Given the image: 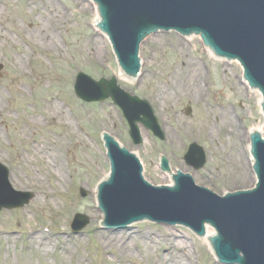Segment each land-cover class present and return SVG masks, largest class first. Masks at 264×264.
<instances>
[{"label": "rangeland", "instance_id": "rangeland-1", "mask_svg": "<svg viewBox=\"0 0 264 264\" xmlns=\"http://www.w3.org/2000/svg\"><path fill=\"white\" fill-rule=\"evenodd\" d=\"M94 8L92 0H0V163L8 168L14 190L32 194L23 207L0 210V264H154L167 254L164 242L172 236L186 241L191 264H223L207 239L183 225L143 220L119 229L105 226L97 200V184L109 172L102 133L109 132L134 152L144 178L154 183L166 184L169 174L186 170L218 194L246 189L256 178L245 133L264 124L260 94L244 81L238 62L208 53L198 35L175 31L149 34L140 45L139 73L131 81L124 79L107 37L95 27ZM19 27L26 31L20 33ZM48 31L58 40L56 50L36 46L47 41ZM188 61L197 63L192 69L203 79L201 92L188 86ZM79 71L95 80L114 76L122 89L147 100L164 139L139 124L142 142L134 145L110 99L86 103L75 95ZM47 100L60 105L63 113L50 118ZM226 112L229 117H224ZM229 118L234 120L231 128ZM191 142L207 155L198 171L182 158ZM242 149L247 175L237 160ZM161 155L169 160L171 172L160 169ZM59 167L64 168L63 181L55 173ZM35 173L44 177L43 187L50 192L46 198L31 180ZM75 213L89 221L77 234L70 226ZM129 228L139 237L147 232L160 240L150 253L143 251V240L134 241V256L121 255L115 247L104 250L97 240ZM40 232L50 249L46 254L32 248L29 239Z\"/></svg>", "mask_w": 264, "mask_h": 264}, {"label": "water", "instance_id": "water-1", "mask_svg": "<svg viewBox=\"0 0 264 264\" xmlns=\"http://www.w3.org/2000/svg\"><path fill=\"white\" fill-rule=\"evenodd\" d=\"M94 1L101 16L99 26L109 36L118 62L126 73L135 74L139 69L137 53L145 33L153 29H175L182 33L200 31L217 54L239 59L249 83L259 87L264 96V0ZM74 89L86 101L111 97L127 117L135 144L141 141L136 121L163 138L148 103L121 90L115 78L94 81L80 72ZM133 109L141 111L143 117L136 116ZM105 140L112 171L110 180L100 187L99 200L107 224L122 226L148 218L169 224L181 223L202 236L204 223H210L218 235L215 236L214 229L206 225L205 236L212 240L221 262L264 264V140L259 134L251 137L257 176L255 186L224 196L216 195L195 181L205 187L196 185L191 175L182 173L186 170L173 176L174 188L155 187L147 181L170 187L173 184L154 183L146 178L145 181L136 156L128 148L129 151L120 148L110 137ZM184 160L199 169L205 163V154L201 147L192 143ZM161 167L169 170L164 157ZM0 186H8L7 170L1 166ZM17 194L21 198L10 203L0 200V209L20 207L32 197L30 193ZM81 195L85 196V192ZM87 223L88 218L77 214L72 228L78 232Z\"/></svg>", "mask_w": 264, "mask_h": 264}, {"label": "bare ground", "instance_id": "bare-ground-1", "mask_svg": "<svg viewBox=\"0 0 264 264\" xmlns=\"http://www.w3.org/2000/svg\"><path fill=\"white\" fill-rule=\"evenodd\" d=\"M94 15H95V23H96V27H99V23L101 21V16L99 14V9L97 7V4L95 3V8H94ZM44 25H40L38 28L40 30L44 29ZM26 31V29L24 27H19V32L20 33H24ZM46 42L43 43V45H36L39 48H42V50L44 51H50V50H56L58 49V40L56 39L55 35L52 32L48 31V38H46ZM207 52L210 54H214L213 51L209 48H207ZM24 56H27V54L25 53ZM22 57V56H21ZM23 61V60H21ZM22 62H19V65H21ZM23 65V64H22ZM188 65V69H187V73L189 74V88L192 92H196L199 91L201 92L202 90V81L201 80V75L192 69V66H196L197 67V63H195V61H188L186 63V66ZM21 66H18V70L20 69ZM23 72V71H22ZM196 72V73H195ZM191 75V76H190ZM196 75V76H195ZM121 77H123L124 79L131 81L133 78L121 73ZM257 92L260 94V92L257 90ZM261 98L258 99L259 104L262 103V96H260ZM166 98V97H165ZM2 100V96L0 95V102ZM47 107L49 108L48 111L53 112L52 114H49L48 116L52 119H55L58 115H61V113H63L62 107L60 105H56L54 103V101H46ZM50 112V113H51ZM58 114V115H57ZM224 117H229V113L226 112L224 114ZM227 123H229L230 128L231 126L233 127V123L234 120L232 118H229L228 120H226ZM237 127V126H236ZM257 131H259L261 134L263 132V126L260 125H255L254 127L248 129L246 131V137L247 135H251L252 133H257ZM264 136V134H263ZM246 154H245V149H242V151H238L237 154V160L240 162V165L242 170L244 171V173H246L247 175V168L245 165L246 162ZM64 168H57L55 170V173L58 175V177H60L62 179V181L64 180ZM242 171V172H243ZM106 177V175L104 176ZM35 184L41 186V188H43V190L39 191V194H41L44 198H46L48 196V194L50 192L46 191L44 189V177L39 174V173H35L32 176L31 179ZM167 183L166 184H173V179H172V174H169L168 178L166 179ZM94 218H96L97 214H92ZM128 227V226H127ZM131 227V226H129ZM47 237V236H46ZM204 238L207 239L210 243H211V239L208 238L207 236L204 235ZM32 248L34 247L36 250H38L40 253L42 254H46L49 252V247L48 245H46L43 241L44 239V235L43 233H31V236L29 237ZM98 242L100 243V245L102 246V248L104 250H108L112 247H115L116 250L121 254V255H127V256H134V252L131 249L132 248V244L134 241L136 240H143L144 243L142 244L143 246V251L145 253H150L153 250V246L152 245H156V242H158L160 240V238L158 236H150L149 233L145 232L143 233L140 237H139V232L136 230H131L126 229L123 232L122 231H113L110 234H108V236H106L105 238L99 236L97 237ZM168 249H167V254H163L162 258L157 259L154 264H191L190 262V258L189 255L187 254V252L185 251V247H186V241L184 240H179L176 237L172 236V238H169L167 240H165L164 242ZM185 244V245H184ZM172 250H174V254L172 252ZM68 251L64 252V259L66 260V257L68 256Z\"/></svg>", "mask_w": 264, "mask_h": 264}]
</instances>
